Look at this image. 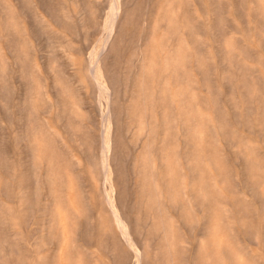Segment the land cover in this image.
<instances>
[{
    "label": "rangeland",
    "instance_id": "374dc122",
    "mask_svg": "<svg viewBox=\"0 0 264 264\" xmlns=\"http://www.w3.org/2000/svg\"><path fill=\"white\" fill-rule=\"evenodd\" d=\"M116 1L0 0V264H264V0Z\"/></svg>",
    "mask_w": 264,
    "mask_h": 264
},
{
    "label": "bare ground",
    "instance_id": "6f19581e",
    "mask_svg": "<svg viewBox=\"0 0 264 264\" xmlns=\"http://www.w3.org/2000/svg\"><path fill=\"white\" fill-rule=\"evenodd\" d=\"M118 1H119V0H118ZM116 2H117V1L115 0V3H116ZM115 3L113 2V3H112L113 5H112V4L110 5V7H112V9L114 8ZM118 4H119V2H118ZM115 6H116V5H115ZM119 6H120V5H119ZM119 6H117L116 9H118ZM119 9L121 10V8H119ZM107 11H108V10H107ZM112 12H113V11H112ZM109 13H110V12H109ZM112 15H113V14H112ZM117 18H118V16H117ZM251 18H252V17H251ZM111 19H112V21H113V18H110V21H111ZM252 19H253V18H252ZM115 22H116V21H115ZM111 25H112V23H111ZM110 28H111V27H110ZM106 30H107V29H106ZM113 33H114V32H113ZM109 34H110V33H109ZM107 38H108V37H106V39H107ZM194 38H195V37H194ZM193 40H194V39H193ZM109 42H110V40H109ZM109 42H108V43H109ZM150 42H151V41H150ZM192 42H193V41H192ZM192 42H191V43H192ZM103 45H104V44H103ZM108 45H109V44H108ZM192 45H193V44H192ZM139 47H141V46H139ZM196 48H197V47H196ZM200 48H201V47H200ZM198 49H199V48H198ZM140 50H141V49H140ZM101 51H102V50H101ZM142 51H143V50H142ZM103 53L105 54V52H103ZM215 53H216V52H215ZM104 54H103V55H104ZM95 55H96V53H95ZM99 57H100V56H99ZM99 57H97V58H99ZM130 57H131V56H130ZM179 57H180V56H179ZM132 59H133V58H132ZM185 60H186V59H185ZM221 60H222V59H221ZM94 61H96V60H94ZM98 61H99V60H98ZM92 62H93V61H92ZM92 62H91V63H92ZM93 63H94V62H93ZM95 63H97V65H98V62H95ZM185 64H186V63H185ZM222 64H223V63H222ZM93 65H94V64H93ZM99 65H100V64H99ZM103 67L106 68V65H105L104 62H103V64H102V68H103ZM229 67H230V66H229ZM92 68H93V67H92ZM227 68H228V66H227ZM96 69H97V68H96ZM239 69H240V68H239ZM90 71H91V70H90ZM94 71H95V70H94ZM95 79H97V78H95ZM222 80H223V79H222ZM98 81H99V80H98ZM96 82H97V81H96ZM99 83H100V82H99ZM228 84H229V83H228ZM103 85H104V84H103ZM99 86H100V85H99ZM99 86H98V87H99ZM104 86H105V85H104ZM101 88H102V86H101ZM103 88H104V87H103ZM105 88H106V87H105ZM107 88H108V87H107ZM231 89H232V88H231ZM99 90H100V89H99ZM105 91H106V90H105ZM102 92H103V90H102ZM109 92H110V91H109ZM105 93H106V92H105ZM125 93H126V92H125ZM191 93H192V92H191ZM108 94H111V93H108ZM245 94H246V90H245ZM247 94H249V93H247ZM111 96H112V94H111ZM111 96H110V97H111ZM108 99H109V95H108ZM108 99H107V102L110 101V100H108ZM258 99H260V97H259ZM261 103H262V102H261ZM263 108H264V107H263ZM107 112H108V111H107ZM101 113H102V112H101ZM110 113H111V112H110ZM110 113H109V114H110ZM105 114L107 115L108 113H105ZM101 115H102V114H101ZM106 115H104V116H106ZM103 120H104V119H103ZM171 121H172V120H171ZM103 123H105V122H103ZM136 124H137V123H136ZM104 126H105V125H104ZM137 127H138V126H137ZM262 133H263V132H262ZM83 136H84V135H83ZM103 137H104V133H103ZM102 141H103V140H102ZM106 141H109V140H106ZM86 142H87V141H86ZM104 143H105V142H104ZM88 144H89V143H88ZM105 144H106V143H105ZM108 144H109V143H108ZM103 148H104V146H103ZM103 148H102V149H103ZM108 148H110V147H108ZM104 150L106 151V149H104ZM250 150H251V149H250ZM102 151H103V150H102ZM105 151H104V153H105ZM104 153H103V154H104ZM105 154H106V153H105ZM106 155H107V154H106ZM211 155H214V154H211ZM136 156H137V155H136ZM106 157H107V156H106ZM102 158H103V156H102ZM104 158H105V157H104ZM248 158H249V157H248ZM258 159H259V157H258ZM106 160H107V159H106ZM217 161H218V160H217ZM219 161H220V160H219ZM104 163H105V162H104ZM107 163H108V162H107ZM221 163H222V162H221ZM66 164H67V163H66ZM106 165H107V164H106ZM100 167H101V166H100ZM94 168H95V167H94ZM104 169H106V168H104ZM221 169H222V168H221ZM107 170H108V168H107ZM102 171H103V170H102ZM229 171H230V170H229ZM49 172H50V171H49ZM51 172H52V171H51ZM104 172H105V171H104ZM104 172H103V173H104ZM106 173H107V172H106ZM232 173H233V172H232ZM64 174H65V173H64ZM105 176H106V175H105ZM107 177H108V176H107ZM107 179H108V178H107ZM164 179H165V178H164ZM229 179H230V178H229ZM104 181H105V180H104ZM108 181H109V180H108ZM105 182H106V181H105ZM105 182H104V183H105ZM110 183H111V182H110ZM107 184H108V183H107ZM197 184H198V183H197ZM104 188H105V187H104ZM113 189H114V187H113ZM111 191H112V190H110V192H111ZM221 192H222V191H221ZM85 193H86V192H85ZM105 193L108 194L106 190H105ZM111 193H113V192H111ZM108 195H109V194H108ZM108 195H107V197H108ZM113 195H114V193H113ZM110 198H111V197H110ZM113 198H114V196H113ZM194 198H195V197H194ZM107 199H108V198H107ZM111 199H112V198H111ZM111 199H108V203L110 202ZM59 200H60V199H59ZM113 200H114V199H113ZM110 203H112V202H110ZM110 203H109V204H110ZM109 204H108V205H109ZM112 205H114V206H111V204H110L111 207H115V206H116L114 202L112 203ZM58 207H59V206H58ZM111 207H110V208H111ZM49 209H50V208H49ZM111 209H114V208H111ZM116 212H117V211H116ZM116 212H115V213H116ZM118 212H119V211H118ZM113 214H114V213H113ZM117 214H118V213H117ZM115 216H116V215H115ZM117 216H118V215H117ZM61 217H62V216H61ZM155 218H156V217H155ZM118 219H119V218H118ZM115 220H117V218H115ZM130 220H131V219H130ZM120 221H122V219H121ZM117 222H118V221H117ZM42 223H43V222H42ZM120 223H121V222H120ZM160 223H161V222H160ZM171 223H172V222H171ZM62 224H63V223H62ZM116 224H117V223H116ZM119 225L121 226V224H119V223L117 224L118 228H119ZM196 225H197V224H196ZM84 226H85V225H84ZM85 227H86V226H85ZM88 227H89V226H88ZM121 227L123 228V226H121ZM158 227H159V222L157 221L156 224L154 225L152 231L150 232L149 236H151V237H155V236H156L155 238H157V236H158V232H157ZM125 228H127V227H125ZM125 228H124V229H125ZM98 229H99V228H98ZM101 230H102V229H101ZM109 230H110V229H109ZM125 230L127 231V229H125ZM125 230H124V231H125ZM77 231H78V230H77ZM95 231H96V230H95ZM62 232H63V231H62ZM127 232H128V231H127ZM123 234H124V233H123ZM125 234H126V232H125ZM125 234H124V235H125ZM127 234H128V233H127ZM128 235H129V234H128ZM126 236H127V235H126ZM168 236H169V235L166 234L165 237L163 236V239L165 238V241H168V240H166L167 238L169 239ZM129 237H130V236H129ZM129 237H128V238H129ZM123 238H125V237H123ZM98 239H99V238H98ZM132 239H133V238H132ZM125 240H127V237H126ZM131 241H133V240H131ZM131 241H129V242L131 243ZM138 241H139V240H138ZM130 243H129V244H130ZM129 244H127V245H129ZM160 244H162V243H160ZM130 245H131V244H130ZM130 245H129V246H130ZM133 246H134V245H133ZM135 247H136V246H135ZM135 247H134V248H135ZM134 248H133V249H134ZM164 248H166V247H164ZM130 249L133 250V249H132V246H130ZM136 249H137V248H135V250H136ZM142 250H143V249H142ZM136 251H140V250H136ZM145 251H146V248H145ZM55 252H57V251H55ZM146 252H147V251H146ZM146 252H145V253H146ZM112 253H113V252H112ZM135 253H136V252H135ZM139 254H140V252H139ZM137 255H138V253H137ZM146 255H147V254H146ZM135 257H136V255H135ZM139 257H140V256H139ZM137 258H138V257H137ZM138 259L140 260V258H138ZM69 260H70V259H69ZM135 260H137V259H135ZM146 260H147V259H146ZM136 262H138V261H136ZM61 263H62V262H61ZM63 264H65V263H63ZM137 264H138V263H137Z\"/></svg>",
    "mask_w": 264,
    "mask_h": 264
}]
</instances>
